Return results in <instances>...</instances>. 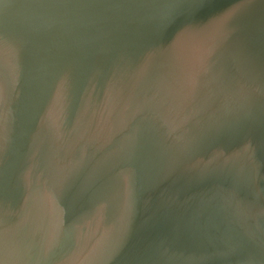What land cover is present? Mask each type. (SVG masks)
Returning a JSON list of instances; mask_svg holds the SVG:
<instances>
[{"label":"water","instance_id":"water-1","mask_svg":"<svg viewBox=\"0 0 264 264\" xmlns=\"http://www.w3.org/2000/svg\"><path fill=\"white\" fill-rule=\"evenodd\" d=\"M0 264H264V0H0Z\"/></svg>","mask_w":264,"mask_h":264}]
</instances>
